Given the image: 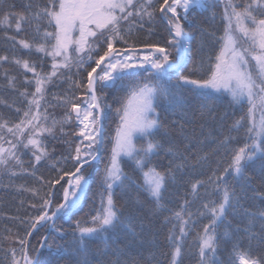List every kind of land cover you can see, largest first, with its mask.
Listing matches in <instances>:
<instances>
[{"label": "snow or ice", "instance_id": "snow-or-ice-1", "mask_svg": "<svg viewBox=\"0 0 264 264\" xmlns=\"http://www.w3.org/2000/svg\"><path fill=\"white\" fill-rule=\"evenodd\" d=\"M221 2L224 26L219 36L201 26L200 18L214 6L209 0H26L22 11L0 3V29L14 27L17 34L32 31L31 39H18L5 31L13 48L19 46L27 57L35 53L52 59L50 71L45 72L40 63L25 56L0 55V69L11 63L24 72L21 89L17 78L3 70L23 107L14 109L18 122L0 113V141L9 144L5 148L0 143V172L31 175L40 185L19 186L37 199L30 204L36 214L15 218L24 226V234L4 238L18 247L5 248L0 243V260L68 264V257H75L74 264H94L92 255L110 252L115 259L107 264H141L122 258L130 241H121L122 248L116 240L109 243L108 236L123 226L133 239L138 237L136 218L124 216L114 199L117 189H134L146 194L154 213H168L163 216V222L170 225L168 251L160 253L166 264H183L186 241L197 221L201 222L196 232L200 264H264V0H215ZM158 16L168 35L152 40L151 26ZM211 18L215 20L214 12ZM145 23L148 38L138 43ZM197 32L216 40L219 51L214 59L208 57L207 64L202 61L189 68ZM81 71L83 77L74 80L73 75ZM198 72L202 75L195 78ZM64 81L69 83L68 90L50 92ZM214 93L229 95L242 114L227 133L211 140L213 148L206 149L208 137L187 135L185 126L197 118L216 119L215 109L207 103ZM57 108L64 109L60 119L54 115ZM162 111L176 119L166 124ZM112 114L114 135L109 133ZM73 121L72 134L79 142L68 157L57 160L48 139H55L57 132L64 134L65 125ZM5 134L12 139L6 140ZM22 151L31 155L28 168ZM106 152L100 208L94 215L75 218L89 190L86 173ZM162 153L170 157L165 170L152 164ZM124 161L132 163L138 180L124 171ZM42 162L56 170L55 178L37 177ZM205 170L206 178L189 180L180 202L170 207L165 193L178 175H204ZM57 185L62 193L59 201L54 191ZM134 203L143 207L139 197ZM62 219L68 228L57 226ZM41 229L49 231L40 235ZM34 234L40 236L35 245L31 243ZM95 241L103 245L97 252L93 251ZM222 245H230L223 259L219 255ZM147 264L162 262L157 253L150 252Z\"/></svg>", "mask_w": 264, "mask_h": 264}, {"label": "trees", "instance_id": "trees-1", "mask_svg": "<svg viewBox=\"0 0 264 264\" xmlns=\"http://www.w3.org/2000/svg\"><path fill=\"white\" fill-rule=\"evenodd\" d=\"M0 3L4 4V8H7L9 5H12V11H22L24 10V4L26 0H0ZM210 4H214L211 11L206 13L203 17L200 18L201 26L206 29L208 32H214L217 36L222 34L224 22L221 19L223 14V3H215V0H209ZM215 13V20H213L212 13ZM149 25L145 23V30L138 33V43L144 41L148 38L147 29ZM153 30V35L151 36L152 40H162L168 35L166 31V24L164 21L157 17V21L151 26ZM51 30V29H49ZM7 31V34L17 35L18 39L32 38L31 29H25L21 33L17 34L14 30H4L0 29V55H8L10 59L16 56H25V51L20 49L19 46L13 48L12 42L6 38L4 32ZM201 41H203V47H201ZM219 51V43L208 35L201 37L200 33H196V40L192 49V62L189 64V68L198 66L203 61L205 64L208 62V57H213ZM31 60L37 61L43 67V71L47 72L51 69L52 59L51 57H42V54H33L31 57L25 56ZM6 69L8 75L15 76L16 86L18 88L23 87L22 80L24 72L18 66L5 63L3 68L0 69V100H3L5 103H0V113L6 116L10 121L17 120V114L15 113V107H23L21 100L17 92L9 87L7 80L3 74V70ZM31 73L28 74L31 78ZM84 73L81 71L79 76L73 75V79H81ZM202 75V72L196 73L195 78H199ZM69 89V83L67 81L59 82L56 86L50 89L51 93L62 94L64 91ZM34 89L29 88V91ZM111 102V101H109ZM207 103L215 109L214 115L216 119L209 120L207 117L203 119L197 118L194 121L186 124L185 134L195 135L200 138L208 137V141L205 143L206 149H211L215 145L211 143L213 138H218L222 134L227 133L234 119H237L242 114V109L231 102V97L227 94L220 95L214 93ZM8 105H12L9 107ZM246 110V108H245ZM51 111V110H50ZM64 114V109L57 108L55 109L54 115L57 119L62 118ZM221 117H224L221 119ZM162 118L164 122L168 124L170 121L175 120L176 117L170 115L168 112L162 111ZM109 123L111 127L109 128V133L114 135L115 129V118L114 114L109 116ZM75 128V121L72 124H67L64 127V134L57 132L56 138L48 139V144L51 149H55L52 152V156L60 160L62 157H68L71 151V148L74 147L78 142L79 138L73 135V129ZM237 135L236 133H232ZM6 135V140L12 139L10 135ZM242 136V133L240 134ZM3 143L5 148L9 147V144L5 141H0ZM110 147V144L108 145ZM108 153L106 152L104 158L98 163H94V167L89 169V172L86 173V176L89 178V190L87 196L82 198L81 201V210L77 217H86L94 215L95 212L100 208V193L103 191L101 186V181L103 179V169L105 164L108 161ZM226 161V157H221ZM21 159L24 160V167H29V161L31 160L30 153L22 151ZM170 157L165 154H161L158 157H154L152 164L160 170H165ZM215 159V157H214ZM50 163V162H49ZM44 164V162H42ZM64 166L71 168L70 162H65ZM124 171L129 175L133 176L137 180L139 179V173L134 171V166L131 162L124 161L122 162ZM37 177L43 176L45 179L55 178L57 175L56 170L51 168L48 164L44 166H37ZM17 170L18 169H14ZM207 170H205L204 175L199 173L189 172L186 175H178L177 182L175 184H170L168 186V191L165 193L167 200L171 201L170 207H176L180 202L181 198L188 190V182L191 179H195L197 176L201 179H205L207 176ZM20 185H23L25 188L36 187L39 188L40 185L37 179L31 175L22 174L18 176H10L7 173L0 172V243L3 244L5 248L8 247H18L14 244L12 240H5L6 236L15 237L17 233L23 236L24 226L19 223V220L15 218L25 219L28 216H33L36 214V210L30 207L31 203H37V199L33 197L29 192L23 191L20 189ZM259 188V183L255 185ZM59 185L56 186V200L61 199L62 193L59 191ZM43 194V190L41 191ZM251 195V193H249ZM139 197L143 203V207L137 208L134 203V200ZM191 199V197H189ZM114 199L117 201L118 206L121 207L124 216L132 215L135 219V227L137 233L139 234L137 238L133 239L127 233L126 228L123 226L117 227L114 231L108 233L109 243L112 240H116L120 244V247H124L121 241L128 240L130 244L127 248H124L125 255L122 257L125 260L137 259L141 261V264H147V259L150 252H155L158 255V258L162 264H166V258L160 253L168 251V241L167 235L169 232L170 225L163 222V216L168 215V213H159L153 211V205L151 204L149 198H147L145 193H137L134 189H127L125 191L116 190ZM24 201V203H21ZM252 201H249V204H252ZM256 205H259V201L255 202ZM193 211H195V206H193ZM193 219H196L193 217ZM232 219V217H229ZM200 221H197L196 225L193 226V230L189 232L187 241H186V250L183 255V264H200L198 256V247H197V237L196 232L199 231ZM236 221H233L235 224ZM141 225H143V231L141 232ZM57 226L61 228H68V222L66 220H58ZM49 230L41 229L40 235H46ZM52 234L55 236L56 233L53 231ZM40 239V236L34 234V237L31 238V243L35 245ZM70 239V237L68 238ZM143 240L145 243L141 245L139 240ZM60 244H66L65 240H58ZM230 245H222L221 251L219 253L220 258L223 259L227 255V249ZM103 245L100 241H95L93 243V251L97 252L98 249H102ZM257 251H259L257 249ZM3 256V253H0V257ZM94 264L98 260H104L105 264L107 261L115 259V257L109 252L108 255H92L90 257ZM75 257H68V264H74ZM0 264H7V261L0 260Z\"/></svg>", "mask_w": 264, "mask_h": 264}, {"label": "rangeland", "instance_id": "rangeland-1", "mask_svg": "<svg viewBox=\"0 0 264 264\" xmlns=\"http://www.w3.org/2000/svg\"><path fill=\"white\" fill-rule=\"evenodd\" d=\"M79 140V139H78ZM99 161H97L96 163H98ZM108 162V161H107Z\"/></svg>", "mask_w": 264, "mask_h": 264}, {"label": "water", "instance_id": "water-1", "mask_svg": "<svg viewBox=\"0 0 264 264\" xmlns=\"http://www.w3.org/2000/svg\"><path fill=\"white\" fill-rule=\"evenodd\" d=\"M95 162H97V161H94L93 163H95Z\"/></svg>", "mask_w": 264, "mask_h": 264}]
</instances>
